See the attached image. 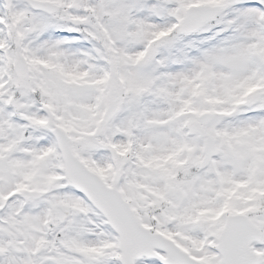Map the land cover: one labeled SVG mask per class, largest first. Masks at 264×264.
I'll return each instance as SVG.
<instances>
[{"label":"snow or ice","instance_id":"6c2138e0","mask_svg":"<svg viewBox=\"0 0 264 264\" xmlns=\"http://www.w3.org/2000/svg\"><path fill=\"white\" fill-rule=\"evenodd\" d=\"M0 264H264V0H0Z\"/></svg>","mask_w":264,"mask_h":264}]
</instances>
